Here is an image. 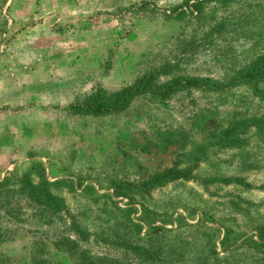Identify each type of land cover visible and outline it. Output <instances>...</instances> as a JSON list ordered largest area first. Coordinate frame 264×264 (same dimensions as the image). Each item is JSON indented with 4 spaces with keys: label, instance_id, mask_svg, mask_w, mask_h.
Here are the masks:
<instances>
[{
    "label": "rangeland",
    "instance_id": "obj_1",
    "mask_svg": "<svg viewBox=\"0 0 264 264\" xmlns=\"http://www.w3.org/2000/svg\"><path fill=\"white\" fill-rule=\"evenodd\" d=\"M261 56L264 0H0V264H264V137L193 157L264 117V79L185 84H228ZM100 90L134 96L96 114ZM173 168L192 174L142 187ZM27 174L64 208L32 201Z\"/></svg>",
    "mask_w": 264,
    "mask_h": 264
},
{
    "label": "trees",
    "instance_id": "obj_2",
    "mask_svg": "<svg viewBox=\"0 0 264 264\" xmlns=\"http://www.w3.org/2000/svg\"><path fill=\"white\" fill-rule=\"evenodd\" d=\"M207 1V0H206ZM219 2L225 1L229 2L231 0H216ZM200 4V3H199ZM264 79V56L257 58L249 66L244 67L233 73L232 77L228 84H223L217 81H214L210 78H188L185 79L186 86L194 88H204L209 90H219L224 87H232L243 84H254L258 83ZM181 80H175L171 82L164 83L161 86L162 92L165 93V90L169 92H176L181 89L182 84ZM256 95L264 100V91L257 89ZM134 94L130 90H124L121 92H116L113 94H108L107 92L100 90L96 92L89 102L87 108L91 112L96 114H106L113 111H120L128 107L133 100ZM210 126V124H209ZM216 128L215 131L220 127L219 124L211 123V128ZM255 130V132L264 137V117H250V118H236L232 123L224 128L220 129L218 132H214L212 135V140L208 145L202 146L193 156L195 162L199 161L207 154V150L211 147L219 148H230V147H240L245 143L244 136L250 131ZM170 142L172 138L168 139ZM192 174L191 168H173L166 170L162 173L157 174L151 178L148 182L144 183L142 187L146 190L152 189L154 187L162 186L166 183L189 179ZM39 182H34L30 178V174L25 175L24 187L27 188L25 191L29 195L32 201L38 205L47 207L53 211H60L64 208L63 201L53 195L51 191V186L54 183H51L47 180L44 175H41ZM60 182V181H58ZM4 183H0L2 187ZM124 184L115 183L114 189L115 193L120 196L123 195ZM135 185H131L132 190L135 188ZM259 237L261 242H253L254 245L259 250L264 251V227L259 229Z\"/></svg>",
    "mask_w": 264,
    "mask_h": 264
}]
</instances>
